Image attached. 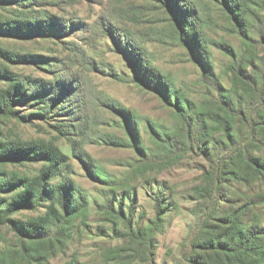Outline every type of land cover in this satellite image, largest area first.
<instances>
[{
  "label": "rangeland",
  "instance_id": "rangeland-1",
  "mask_svg": "<svg viewBox=\"0 0 264 264\" xmlns=\"http://www.w3.org/2000/svg\"><path fill=\"white\" fill-rule=\"evenodd\" d=\"M181 4L194 12L208 60L182 36L172 0H0V18L17 22L0 32V68L27 93L17 98V115L0 118V138L54 142L88 198L67 231L37 239L29 257L28 239L0 221V264H221L200 247L204 234L221 239L231 220L264 227V174L247 160L264 158V0H244L243 31L225 0ZM26 14L40 24L26 28ZM236 72H257L258 80ZM167 82L193 101L191 113L224 125L210 119L201 138L179 133L184 122L164 97ZM9 84L0 79V88ZM225 96L237 97L230 108ZM42 165L0 164V177L34 176ZM158 197L165 213L151 229ZM50 203L11 218L45 215Z\"/></svg>",
  "mask_w": 264,
  "mask_h": 264
},
{
  "label": "trees",
  "instance_id": "trees-1",
  "mask_svg": "<svg viewBox=\"0 0 264 264\" xmlns=\"http://www.w3.org/2000/svg\"><path fill=\"white\" fill-rule=\"evenodd\" d=\"M7 1V0H5ZM182 0H172V5L176 7L174 12L175 18L181 22L182 36L189 39V42L194 47L195 51L201 60L208 57V52H205V46L201 45L192 23L194 12L186 10ZM185 1V0H184ZM238 1L239 4H236ZM228 7L233 10V14L237 20L239 27L247 30L246 26V10L244 0H225ZM183 7H182V6ZM235 6L237 9L235 10ZM233 7V8H232ZM237 12V14L235 13ZM22 21V25L34 26L32 21L36 23V16L29 14ZM12 23L16 20L7 21L0 18V32H12L17 27ZM23 30V28L21 27ZM207 54V56H206ZM208 60V59H207ZM136 67L143 68L142 64L136 63ZM257 72H236V76L251 83L257 82ZM145 78H148V73L142 71ZM9 79L11 84L8 87L0 88V118L4 116H15L17 111L14 106L17 103V98L26 95L24 85L19 79L15 78L12 72L0 68V79ZM210 86L216 91L222 89L220 82L215 78L208 76ZM162 85V80L160 81ZM170 82L165 83L164 97L168 103H174L180 116L183 119L184 130L179 131L184 136L201 138L205 135V127L209 124L210 119L215 121L217 125L224 123L211 114L206 113H191L192 103L188 98H184L171 92L169 87ZM164 86V83H163ZM237 93V92H235ZM227 97L228 103L226 107L230 108L237 100V97ZM264 103V102H263ZM259 125H264V108L259 115ZM135 129V128H134ZM136 133V132H135ZM168 135V134H165ZM250 164H253L262 174H264V158L255 157L251 154L247 158ZM69 156L66 155L54 142L44 139L32 140H4L0 138V164L9 163H24V162H43L39 172L34 176L11 174L8 178L0 177V193L14 192V195L9 201H3L0 198V221L5 224H10L20 237H25L29 241V245L25 243L22 252L26 257L32 256L34 242L37 239H53L57 232L64 233L67 231L68 225L72 224L80 217L88 204V198L82 188H80L70 176V164L68 163ZM93 163L91 159L87 164ZM90 174L96 179H101L103 170L99 167H90ZM61 177L58 184L51 185V181L55 177ZM51 200L47 206L45 215L32 218L24 222H15L11 215L20 210H35L46 200ZM157 217L151 229L159 227L165 210L161 208L160 198H157ZM103 206V205H102ZM124 213V210H120ZM230 223V224H229ZM228 223V232L225 236L221 235V239H209L207 234H204V239H199L200 247L214 252L215 256L221 260V264H264V227L259 224L243 226L239 220H231ZM157 229V228H156ZM53 235V236H52ZM226 238L222 240V238Z\"/></svg>",
  "mask_w": 264,
  "mask_h": 264
}]
</instances>
